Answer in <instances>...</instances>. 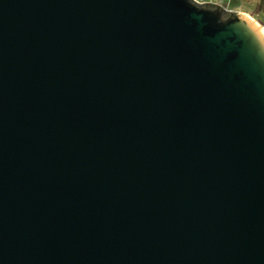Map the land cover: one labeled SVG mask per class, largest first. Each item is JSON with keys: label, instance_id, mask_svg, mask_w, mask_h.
<instances>
[{"label": "water", "instance_id": "1", "mask_svg": "<svg viewBox=\"0 0 264 264\" xmlns=\"http://www.w3.org/2000/svg\"><path fill=\"white\" fill-rule=\"evenodd\" d=\"M0 264H264L262 26L0 0Z\"/></svg>", "mask_w": 264, "mask_h": 264}, {"label": "rangeland", "instance_id": "2", "mask_svg": "<svg viewBox=\"0 0 264 264\" xmlns=\"http://www.w3.org/2000/svg\"><path fill=\"white\" fill-rule=\"evenodd\" d=\"M199 3L212 2L220 4L225 10L249 15L264 30V0H198Z\"/></svg>", "mask_w": 264, "mask_h": 264}, {"label": "built area", "instance_id": "3", "mask_svg": "<svg viewBox=\"0 0 264 264\" xmlns=\"http://www.w3.org/2000/svg\"><path fill=\"white\" fill-rule=\"evenodd\" d=\"M194 1H196V2H198V3H199V1H198V0H194ZM206 1H208V0H206Z\"/></svg>", "mask_w": 264, "mask_h": 264}, {"label": "crops", "instance_id": "4", "mask_svg": "<svg viewBox=\"0 0 264 264\" xmlns=\"http://www.w3.org/2000/svg\"><path fill=\"white\" fill-rule=\"evenodd\" d=\"M247 16H249V15H247ZM250 17V16H249ZM251 18V17H250Z\"/></svg>", "mask_w": 264, "mask_h": 264}, {"label": "bare ground", "instance_id": "5", "mask_svg": "<svg viewBox=\"0 0 264 264\" xmlns=\"http://www.w3.org/2000/svg\"><path fill=\"white\" fill-rule=\"evenodd\" d=\"M264 31V30H263Z\"/></svg>", "mask_w": 264, "mask_h": 264}]
</instances>
